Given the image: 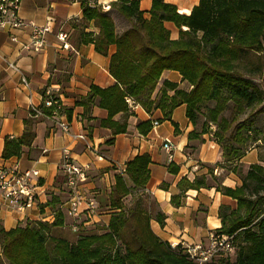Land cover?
Returning a JSON list of instances; mask_svg holds the SVG:
<instances>
[{"label":"trees","instance_id":"1","mask_svg":"<svg viewBox=\"0 0 264 264\" xmlns=\"http://www.w3.org/2000/svg\"><path fill=\"white\" fill-rule=\"evenodd\" d=\"M83 23L92 22L97 34L88 33L83 43H91L95 52L106 56L110 46L108 72L114 84L107 88L91 86L85 98L75 105L88 107L96 102L106 117L99 121L113 136L127 132V120L133 116L126 98L131 99L145 112L159 110L168 120L179 105L185 106V117L193 125L201 117L200 131H191L187 139H197L210 134L223 146V156L232 155L237 161L243 157L242 147L247 137H242L244 120L239 116L247 110L264 113V90L255 83L263 63L250 61L264 53V0H198L192 9L183 14L178 7L163 0H150L151 7L145 16L138 0H117L110 6L129 23V27L115 31L109 11L90 6L88 0H79ZM165 22L172 23L178 37L170 39ZM177 72L187 88L164 80L156 97H152L161 74ZM212 102L205 112L202 107ZM231 107V119L222 114ZM67 118L70 111H63ZM50 115L51 111L44 112ZM120 114V120L113 118ZM252 122L250 123V125ZM212 126L215 129L212 131ZM152 129L150 120L139 122L136 130L146 135ZM232 131L230 140L241 147L227 145L226 133ZM259 131H256V134ZM25 134L14 141L6 139L2 158L18 156L22 145L28 144ZM229 140V139H228ZM264 144V134L253 142ZM111 140L107 141L110 144ZM148 154L136 155L125 163L124 170L114 177L106 207L111 210L108 224L100 233H84L78 228L74 243L56 236L53 230L62 226L63 216L57 212L52 223L26 222L5 231L0 226V261L6 264H193L179 246L172 249L162 242L149 227L150 210L145 186L149 179ZM184 189L206 186L204 181L189 183L181 179ZM216 191L235 202L234 208L221 204L218 208L220 227L216 232L233 237L235 260L213 261L209 264H264V166L249 165L241 184L234 188L217 186ZM134 198L133 207L125 211L124 198ZM170 202L179 206L178 197ZM58 204L52 197L48 205L55 210ZM163 215L156 220L163 224ZM77 232V231H76Z\"/></svg>","mask_w":264,"mask_h":264},{"label":"crops","instance_id":"2","mask_svg":"<svg viewBox=\"0 0 264 264\" xmlns=\"http://www.w3.org/2000/svg\"><path fill=\"white\" fill-rule=\"evenodd\" d=\"M116 1L88 0V3L109 11L119 34L129 27V23L110 8ZM138 1L140 10L147 16L150 0ZM163 1L175 5L183 14L198 3V0ZM19 16L36 26L48 23L50 32L45 34V47L34 52L23 48L29 41L28 28L0 31V165L17 162L20 170H35L38 177L33 179L36 183L35 203L23 213L0 198V226L7 231L26 222L40 221L43 215L53 210L48 205L52 197L58 202L56 209L60 206L64 209L68 194L59 171L64 148L78 164L87 166V179L81 184V190L85 195H93L97 203L102 197L107 198L115 175L124 170L126 162L136 155L148 154L149 179L145 190L154 203L150 210L151 231L162 242L188 245L205 242L208 232L220 227L219 206H235L233 200L215 189L217 186L234 188L236 181L231 173L218 178L224 169L220 166L222 154L217 143L209 139V134L187 139L191 131H200V125L193 126L188 121L184 105L176 107L168 120L159 110L147 113L138 107L127 120V132L113 136L109 129L99 126L106 112L98 108L96 102L88 107L75 105L88 95L91 86L107 88L114 84L108 65L115 47L110 46L108 54L103 56L95 52L93 44L83 43L84 35H95L98 28L92 22L83 23L79 0H21ZM164 27L169 31L170 39L178 37V30L172 23L165 22ZM58 33L66 34L69 48H61ZM12 37H16V41H12ZM22 78L27 87L22 85ZM164 80L176 83L179 88H187V83L177 72L164 71L152 97H156ZM46 89L57 90L63 111H70L69 118L65 112H60L59 117L32 115L30 104L42 112L48 110L41 106ZM120 118L121 115L117 114L113 119ZM146 120L151 123L157 120L159 125L146 135H140L136 125ZM62 121L68 125L67 133L58 126ZM27 132L31 137H26L28 144L22 145L19 155L2 158L4 141H17ZM78 135H83L84 139L76 138ZM164 138L176 146L170 163L161 148ZM109 140L111 143L107 144ZM88 147H94L96 152H91ZM245 158L243 156L239 163H245ZM181 179L189 183L201 180L206 186L184 189L179 185ZM172 196L179 198V206L171 204ZM111 213L107 207L106 211L89 218L83 215L77 220L78 228L86 231L99 222L106 226ZM157 213L164 217L162 225L156 220ZM62 216V226L53 230L56 236L74 222L70 217Z\"/></svg>","mask_w":264,"mask_h":264},{"label":"built area","instance_id":"3","mask_svg":"<svg viewBox=\"0 0 264 264\" xmlns=\"http://www.w3.org/2000/svg\"><path fill=\"white\" fill-rule=\"evenodd\" d=\"M21 0H0V31L24 29L28 28L29 41L23 45V48L34 52L41 51L45 47V34L50 32V25L46 23L44 26H36L31 22L24 21L19 16ZM66 34L58 33L57 38L61 41V48H69L66 42ZM16 41V37L11 38ZM14 68V66L10 65ZM21 83L27 87L26 81L22 78ZM56 91L46 89L43 94L41 106L50 110V115H46L38 107L30 104L29 109L34 117H59L62 110L60 97ZM128 108L133 112L139 107L131 99H125ZM159 125V121H152V128ZM58 126L65 133L68 132V125L65 121L59 122ZM78 139H84L83 135L76 136ZM91 152H96L94 147H88ZM162 150L167 155V162L173 161V151L176 146L173 142L164 138L161 146ZM87 166L78 164L71 156L67 148L62 149L59 162V171L64 178V185L68 194V200L63 206L50 211L48 214L41 217V221L52 223L60 212L62 215L73 219L70 228L73 232L78 229L77 220L83 215L86 218L98 214V204L95 199L87 197L81 190V184L87 179ZM38 177V172L35 170L22 171L17 162L7 165H0V198L13 209L23 213L25 209L30 208L35 203L36 193L34 191L36 183L33 179ZM170 248L180 247L182 252L186 254L187 259L193 264H209L217 261L220 258L229 257L235 254V246L233 237L216 231H209L205 242L196 244L184 243H168Z\"/></svg>","mask_w":264,"mask_h":264},{"label":"rangeland","instance_id":"4","mask_svg":"<svg viewBox=\"0 0 264 264\" xmlns=\"http://www.w3.org/2000/svg\"><path fill=\"white\" fill-rule=\"evenodd\" d=\"M258 58L259 59L251 57L250 61L257 63L260 60V61H262L263 65H264V53ZM254 81L256 84H258L264 90V67H263L261 74L255 75ZM212 105H213V103L209 102V103L205 104L201 110L203 112H205L206 108L212 107ZM258 109H259V107H256L253 110H247L245 114L239 116L238 122L233 124V127H235L236 125H238L237 123L244 120L245 128L242 130L241 134H242V137H244V138L247 137V141H246L245 145L242 147L243 156H246V158L244 159L245 163H239V161L232 158V155H228L226 157L223 156V154H224L223 146L220 145L219 142H216L214 137L209 134L210 135L209 139L217 143V145L219 146V149L221 150V154H222V160L220 162V166L224 170L218 178L220 179L226 173H228V174L231 173V175L230 174L229 175L236 180L234 187L239 186L241 184V180L244 177V175H245V173L248 170L249 165H250L247 162L257 163V164L264 166V144L260 141L253 142V139L260 138L261 135L264 134V113L260 112V113L255 114L252 117L250 115L252 112L257 111ZM222 116L228 120L231 119L232 114H231V107L230 106L226 109V111L222 114ZM202 121H203V119L200 117L198 120V124L200 125ZM251 122H252V124L250 125ZM211 129L213 131L215 129V127L212 126ZM256 131H259V133L256 134ZM231 135H233L232 131L226 133L227 141H224L225 147H227V145H232L233 147H241L234 140H230ZM86 195L88 197L94 199L93 195H91V194H86ZM146 200H147V204H150L153 208L154 203L150 199V197H147ZM133 203H134L133 197L127 196L126 198H124L123 204H124L126 212L128 211V209H131L133 207ZM97 204H98L97 211L99 213L101 211L107 210L105 197H102V199ZM104 227L105 226L102 222L94 223L92 228H89V230H86L83 232L84 233H100V232H102V228H104ZM77 233H78V230H77V232H73L70 227L69 228L65 227L62 230V233L58 234V236H61L63 239L67 240L69 243H74L78 237ZM220 260H227L229 263H232L235 260V254H233L229 257L220 258ZM0 264H6V263L4 262V260H1ZM216 264H219V263H216Z\"/></svg>","mask_w":264,"mask_h":264}]
</instances>
